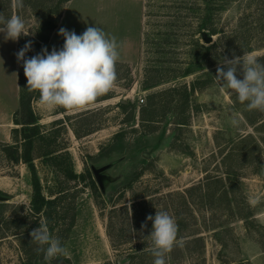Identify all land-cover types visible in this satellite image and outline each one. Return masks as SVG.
I'll use <instances>...</instances> for the list:
<instances>
[{
  "label": "rangeland",
  "instance_id": "1",
  "mask_svg": "<svg viewBox=\"0 0 264 264\" xmlns=\"http://www.w3.org/2000/svg\"><path fill=\"white\" fill-rule=\"evenodd\" d=\"M67 1L1 0L5 18L26 23L27 57L44 48ZM234 54L264 64V0H143L138 53L81 110L44 109L22 66L17 131L0 145V264H153L147 217L156 211L176 220L184 240L166 264H264V112L248 111L215 79ZM29 110L31 164L13 158L26 146ZM251 194L261 196L255 207ZM42 220L67 255L45 261L37 251L30 233Z\"/></svg>",
  "mask_w": 264,
  "mask_h": 264
},
{
  "label": "clouds",
  "instance_id": "2",
  "mask_svg": "<svg viewBox=\"0 0 264 264\" xmlns=\"http://www.w3.org/2000/svg\"><path fill=\"white\" fill-rule=\"evenodd\" d=\"M13 7L22 8L23 0H13ZM0 33L5 41L15 42L21 36H28L29 30L19 15L5 18L0 14ZM58 35L64 38L60 50L53 47L49 52L44 47L29 58L26 56L32 50V42L29 41L16 53L17 62H22L28 91L39 93V103L44 109L81 110L114 88L121 45L115 36L98 26H89L80 35L61 27ZM238 73L242 74V79L238 78ZM215 79L222 90H230L241 104H246L248 111L264 112V64L253 56L234 54L231 59L223 56V61L217 65ZM207 99L214 101L216 97L209 95ZM229 123L236 127L239 120L233 116ZM248 202L255 207L261 203V196L251 194ZM147 220L152 221L148 237L151 239L149 251L154 257L153 264H166L165 257L174 246L184 245V240L178 239L177 222L164 211H156L155 216L149 215ZM146 226L142 224L141 229ZM30 236L31 241L38 245L37 251L44 254L45 261L68 254V249L50 233L46 221H40Z\"/></svg>",
  "mask_w": 264,
  "mask_h": 264
},
{
  "label": "crops",
  "instance_id": "3",
  "mask_svg": "<svg viewBox=\"0 0 264 264\" xmlns=\"http://www.w3.org/2000/svg\"><path fill=\"white\" fill-rule=\"evenodd\" d=\"M101 27L120 43L121 60L130 62L138 53L143 29V0H68L56 18L45 46L49 52L60 50L64 38L58 35L61 27L82 34L87 27ZM18 41H5L0 33V145L13 141L15 119L21 104L22 62L16 53Z\"/></svg>",
  "mask_w": 264,
  "mask_h": 264
},
{
  "label": "trees",
  "instance_id": "4",
  "mask_svg": "<svg viewBox=\"0 0 264 264\" xmlns=\"http://www.w3.org/2000/svg\"><path fill=\"white\" fill-rule=\"evenodd\" d=\"M1 2V0H0ZM0 14H4L3 12H0ZM214 31V30H212ZM47 42V39L46 41ZM22 101V99H21ZM21 105V104H20ZM29 113L31 114V119L26 122V123H23V126H22V129L24 134H23V138H24V143H25V148H24V152H22L21 154H18L19 150L16 149V147H14L15 151L13 154V158H14V161H24L28 164H31L32 163V157L29 155V149L31 148V144H32V141H31V137L29 134H27L26 130H25V127L27 125H37V119L33 116L32 114V111L29 110ZM15 122H16V119H15ZM30 127V133H32V135H35L37 133V128H34V129H31V127H34V126H28ZM17 131L16 128L13 130V134L14 132ZM5 148H8L9 145L8 144H2ZM71 177H76V174H74L73 172L70 173ZM83 177V176H82ZM32 186H33V189H34V198H33V201H34V204L38 205L39 207H42L45 203V199L44 197L41 196V185H40V181L37 179H34L33 182H32Z\"/></svg>",
  "mask_w": 264,
  "mask_h": 264
},
{
  "label": "water",
  "instance_id": "5",
  "mask_svg": "<svg viewBox=\"0 0 264 264\" xmlns=\"http://www.w3.org/2000/svg\"><path fill=\"white\" fill-rule=\"evenodd\" d=\"M202 37L204 39V41L210 43L212 41V38L210 36H208L206 33L202 34Z\"/></svg>",
  "mask_w": 264,
  "mask_h": 264
},
{
  "label": "built area",
  "instance_id": "6",
  "mask_svg": "<svg viewBox=\"0 0 264 264\" xmlns=\"http://www.w3.org/2000/svg\"><path fill=\"white\" fill-rule=\"evenodd\" d=\"M140 102H141V103H143V102H144V99H143V98H141V99H140Z\"/></svg>",
  "mask_w": 264,
  "mask_h": 264
}]
</instances>
